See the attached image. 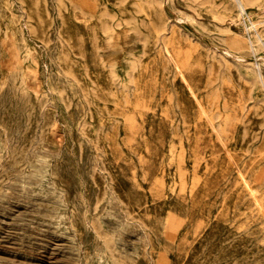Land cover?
<instances>
[{
	"label": "rangeland",
	"instance_id": "rangeland-1",
	"mask_svg": "<svg viewBox=\"0 0 264 264\" xmlns=\"http://www.w3.org/2000/svg\"><path fill=\"white\" fill-rule=\"evenodd\" d=\"M0 264H264V0H0Z\"/></svg>",
	"mask_w": 264,
	"mask_h": 264
}]
</instances>
